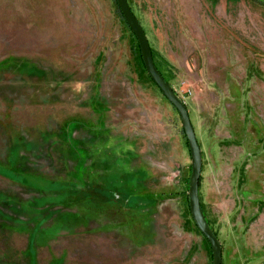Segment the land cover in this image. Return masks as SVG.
<instances>
[{
	"label": "rangeland",
	"instance_id": "1",
	"mask_svg": "<svg viewBox=\"0 0 264 264\" xmlns=\"http://www.w3.org/2000/svg\"><path fill=\"white\" fill-rule=\"evenodd\" d=\"M127 1L222 264H264V1ZM190 176L115 0H0V264H212Z\"/></svg>",
	"mask_w": 264,
	"mask_h": 264
},
{
	"label": "water",
	"instance_id": "2",
	"mask_svg": "<svg viewBox=\"0 0 264 264\" xmlns=\"http://www.w3.org/2000/svg\"><path fill=\"white\" fill-rule=\"evenodd\" d=\"M115 1L125 22L127 23L128 27L130 28L131 32L134 34L138 42L142 61L147 74L158 86L162 95L173 105V107L178 112L191 156V176L188 190V205L190 214L195 225L206 237L210 244L212 251V264H222V249L220 241L206 221L200 203L198 187L202 168V155L193 126L190 121L187 107L184 101L175 93L170 83H168L164 79L162 74L155 66L146 34L138 19L132 12L128 1Z\"/></svg>",
	"mask_w": 264,
	"mask_h": 264
},
{
	"label": "trees",
	"instance_id": "3",
	"mask_svg": "<svg viewBox=\"0 0 264 264\" xmlns=\"http://www.w3.org/2000/svg\"><path fill=\"white\" fill-rule=\"evenodd\" d=\"M120 11V10H119ZM121 13V12H120ZM122 15V14H121ZM123 17V16H122ZM138 43V42H137ZM138 48H139V45H138ZM139 52H140V48H139ZM140 57H141V60H142V56H141V53H140ZM142 63H143V61H142ZM143 66H144V64H143ZM144 69H145V67H144ZM145 71H146V69H145ZM151 79V78H150ZM152 80V79H151ZM200 180V179H199Z\"/></svg>",
	"mask_w": 264,
	"mask_h": 264
}]
</instances>
